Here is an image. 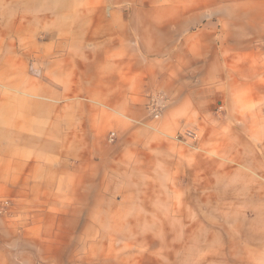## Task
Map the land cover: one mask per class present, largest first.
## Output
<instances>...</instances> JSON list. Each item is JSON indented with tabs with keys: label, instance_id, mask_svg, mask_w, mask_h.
<instances>
[{
	"label": "rangeland",
	"instance_id": "obj_1",
	"mask_svg": "<svg viewBox=\"0 0 264 264\" xmlns=\"http://www.w3.org/2000/svg\"><path fill=\"white\" fill-rule=\"evenodd\" d=\"M100 4L0 0L1 149L12 125L48 137L57 105L87 100L54 90V42L94 36L80 14ZM175 4L189 8L175 12L182 26L174 40L175 51L195 56L175 75L188 94L171 108L168 94L155 91L141 113L122 115L121 157L108 168L93 225L75 237L73 264H264V0ZM156 95L164 97L159 116L150 104ZM112 132L106 141L115 144ZM44 141L15 147L37 162L31 149ZM46 142L71 153V140ZM6 158L0 153V169ZM12 205L0 194V215Z\"/></svg>",
	"mask_w": 264,
	"mask_h": 264
},
{
	"label": "crops",
	"instance_id": "obj_2",
	"mask_svg": "<svg viewBox=\"0 0 264 264\" xmlns=\"http://www.w3.org/2000/svg\"><path fill=\"white\" fill-rule=\"evenodd\" d=\"M188 9L175 0H104L83 5L80 14L81 27L98 29L94 36L56 38L54 75L61 82L54 90L86 93L87 100L57 105L51 136L8 129L0 194L13 205L0 215V264H73L75 237L93 225L108 168L121 157L122 115L141 113L155 91L168 94L171 108L188 94L175 75L195 56L174 49L182 26L175 12ZM110 131L118 134L115 144L106 141ZM52 137L71 140V153L57 150L58 143L50 147ZM31 139L46 140L31 149L37 162L15 147L16 140Z\"/></svg>",
	"mask_w": 264,
	"mask_h": 264
},
{
	"label": "built area",
	"instance_id": "obj_3",
	"mask_svg": "<svg viewBox=\"0 0 264 264\" xmlns=\"http://www.w3.org/2000/svg\"><path fill=\"white\" fill-rule=\"evenodd\" d=\"M163 101H164V97L162 95H156L151 98L150 104L152 107V111L155 112V116H159L161 109L165 107ZM186 135L189 137H194V138L197 137V134L191 131L187 132ZM115 136H116V133L112 132L110 139L113 140Z\"/></svg>",
	"mask_w": 264,
	"mask_h": 264
}]
</instances>
